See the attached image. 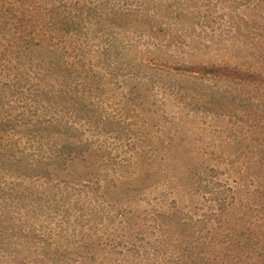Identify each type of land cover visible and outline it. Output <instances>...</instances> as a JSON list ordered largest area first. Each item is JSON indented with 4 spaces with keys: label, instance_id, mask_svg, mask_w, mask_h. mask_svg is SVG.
I'll return each mask as SVG.
<instances>
[{
    "label": "rangeland",
    "instance_id": "374dc122",
    "mask_svg": "<svg viewBox=\"0 0 264 264\" xmlns=\"http://www.w3.org/2000/svg\"><path fill=\"white\" fill-rule=\"evenodd\" d=\"M216 263L264 264V0H0V264Z\"/></svg>",
    "mask_w": 264,
    "mask_h": 264
},
{
    "label": "trees",
    "instance_id": "16d2710c",
    "mask_svg": "<svg viewBox=\"0 0 264 264\" xmlns=\"http://www.w3.org/2000/svg\"><path fill=\"white\" fill-rule=\"evenodd\" d=\"M52 124L53 123H51V124H49L48 126H52ZM82 141H80V144L77 142V143H73V144H69L68 146H73L74 147V151H75V153H72V150H70V148H68L67 147V151L64 149L66 146H65V144H63L62 145V148L65 150L64 152V156H65V158H64V161H72V163L74 162L73 160H75V159H80L79 161L81 162V163H86L87 161H89V157L91 158V153H89V152H87V150H88V145L87 144H85V143H81ZM59 146V145H58ZM85 147H87V148H85ZM83 148H84V155H81V154H83ZM72 149V148H71ZM66 152H69L67 155H66ZM86 152V153H85ZM60 153V149L58 150V152H57V154H59ZM56 160L57 159H54L52 162H50V163H48V164H46V167L47 168H50V167H55L56 169L57 168H60V165L59 164H57L56 163ZM61 167L62 168H64L65 167V165H61ZM54 169V168H53ZM83 184H86V183H83ZM241 241H239V242H237V244H236V249L237 250H241V247H239L238 245H239V243H240ZM158 246H162L161 244H159ZM158 248H161V247H158ZM158 248H154V249H158ZM258 248V246L256 245V244H253V245H247V246H244V250H245V252L247 253V255H248V257H250V258H255L256 256H259V253L258 254H256V255H254V251H256V249ZM129 250H137V247H132V246H129V248H128V251ZM160 252H162V250L160 251ZM237 251L236 250H234V249H230V251L228 252V254L230 255V256H232L233 258H239V255H237V253H236ZM261 252V251H260ZM155 255H157V252H153ZM209 255H211V254H209ZM214 256V255H213ZM218 263H222V261H219ZM218 263H216V264H218Z\"/></svg>",
    "mask_w": 264,
    "mask_h": 264
}]
</instances>
